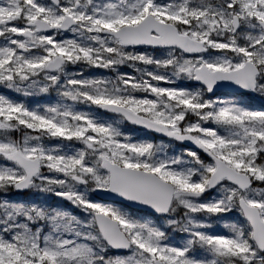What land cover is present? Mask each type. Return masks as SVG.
I'll use <instances>...</instances> for the list:
<instances>
[{
    "label": "snow or ice",
    "instance_id": "snow-or-ice-1",
    "mask_svg": "<svg viewBox=\"0 0 264 264\" xmlns=\"http://www.w3.org/2000/svg\"><path fill=\"white\" fill-rule=\"evenodd\" d=\"M0 264H264V0H0Z\"/></svg>",
    "mask_w": 264,
    "mask_h": 264
}]
</instances>
